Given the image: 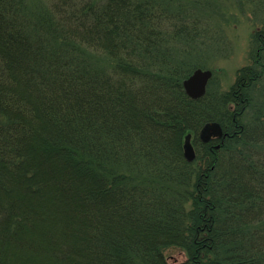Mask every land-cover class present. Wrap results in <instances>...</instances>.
<instances>
[{
	"label": "trees",
	"instance_id": "1",
	"mask_svg": "<svg viewBox=\"0 0 264 264\" xmlns=\"http://www.w3.org/2000/svg\"><path fill=\"white\" fill-rule=\"evenodd\" d=\"M47 2L0 0V264H264V26L231 88L191 99L202 18Z\"/></svg>",
	"mask_w": 264,
	"mask_h": 264
},
{
	"label": "rangeland",
	"instance_id": "2",
	"mask_svg": "<svg viewBox=\"0 0 264 264\" xmlns=\"http://www.w3.org/2000/svg\"><path fill=\"white\" fill-rule=\"evenodd\" d=\"M161 1L169 2L171 11L186 10L188 17L202 18L197 44L190 50L180 47L177 53L190 55L198 68L213 70L211 91L229 90L242 66L252 64L256 56L253 33L264 26V0ZM32 4L38 10L49 3L47 0H32ZM259 90L256 94L262 96L264 86ZM165 254L170 262L186 259L180 248L169 247Z\"/></svg>",
	"mask_w": 264,
	"mask_h": 264
},
{
	"label": "water",
	"instance_id": "3",
	"mask_svg": "<svg viewBox=\"0 0 264 264\" xmlns=\"http://www.w3.org/2000/svg\"><path fill=\"white\" fill-rule=\"evenodd\" d=\"M213 74L212 70L197 68L191 75L183 81V87L190 98H201L207 92V86L211 80ZM200 138L203 141H209L214 136H221L223 134V128L218 122H209L202 128ZM191 134H188L185 138L184 151L185 157L189 161H193L196 157V150L194 149Z\"/></svg>",
	"mask_w": 264,
	"mask_h": 264
},
{
	"label": "bare ground",
	"instance_id": "4",
	"mask_svg": "<svg viewBox=\"0 0 264 264\" xmlns=\"http://www.w3.org/2000/svg\"><path fill=\"white\" fill-rule=\"evenodd\" d=\"M253 61H254V59H253ZM252 63H253V62H252ZM249 65H252V64H249ZM244 66H248V65H244ZM244 66H242V67H244ZM212 71H213V70H212ZM213 74H214V72H213ZM213 74H212V76H211V80H210L209 83H208V86H207V92H208V90H209V85H210V82L212 81ZM207 92H206V93H207ZM187 95H188V94H187ZM203 96H204V95H203ZM201 98H202V97H201ZM191 99H192V98H191ZM193 99H195V98H193ZM197 99H198V98H197ZM215 122H216V121H215ZM206 124H207V123H206ZM206 124H205V125H206ZM219 124H220V123H219ZM202 128H203V127H202ZM202 130H203V129H201V131H202ZM200 133H201V132H200ZM188 134H191V133H188ZM188 134H187V135H188ZM224 134H225V133H224V129H223V134H222L221 136H219V137L214 136V137L211 138V140L215 139V137H216V139H218V138H222V137L224 136ZM187 135H186V136H187ZM191 135H192V134H191ZM186 136H185V138H186ZM191 139H192V136H191ZM200 139H201V138H200ZM211 140H209V141H205V142H210ZM184 141H185V139H184ZM202 141H203V140H202ZM203 142H204V141H203ZM184 143H185V142H184ZM192 143H193V142H192ZM193 146H194V145H193ZM219 146H220V144H218V143L215 144V147H219ZM194 149H195V146H194ZM184 154H185V151H184ZM196 156H197V151H196ZM195 158H196V157H195ZM186 159H187V158H186ZM187 160H188V159H187ZM194 160H195V159H194ZM194 160H193V161H194ZM188 161H189V160H188Z\"/></svg>",
	"mask_w": 264,
	"mask_h": 264
}]
</instances>
